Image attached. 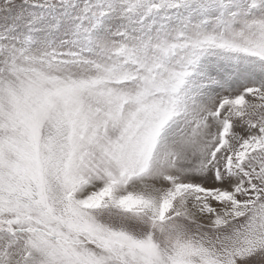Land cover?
<instances>
[{
    "label": "snow or ice",
    "instance_id": "1",
    "mask_svg": "<svg viewBox=\"0 0 264 264\" xmlns=\"http://www.w3.org/2000/svg\"><path fill=\"white\" fill-rule=\"evenodd\" d=\"M0 264H264V0H0Z\"/></svg>",
    "mask_w": 264,
    "mask_h": 264
}]
</instances>
